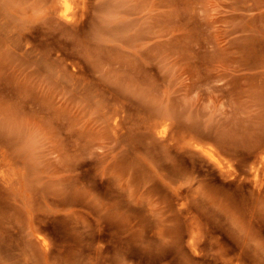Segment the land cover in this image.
I'll use <instances>...</instances> for the list:
<instances>
[{
  "label": "rangeland",
  "instance_id": "374dc122",
  "mask_svg": "<svg viewBox=\"0 0 264 264\" xmlns=\"http://www.w3.org/2000/svg\"><path fill=\"white\" fill-rule=\"evenodd\" d=\"M0 264H264V0H0Z\"/></svg>",
  "mask_w": 264,
  "mask_h": 264
},
{
  "label": "bare ground",
  "instance_id": "6f19581e",
  "mask_svg": "<svg viewBox=\"0 0 264 264\" xmlns=\"http://www.w3.org/2000/svg\"><path fill=\"white\" fill-rule=\"evenodd\" d=\"M64 15H65V13H64ZM218 163H220V162L218 161Z\"/></svg>",
  "mask_w": 264,
  "mask_h": 264
}]
</instances>
